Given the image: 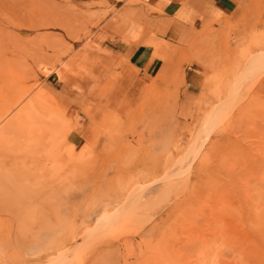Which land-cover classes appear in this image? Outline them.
Returning a JSON list of instances; mask_svg holds the SVG:
<instances>
[{
  "label": "rangeland",
  "instance_id": "1",
  "mask_svg": "<svg viewBox=\"0 0 264 264\" xmlns=\"http://www.w3.org/2000/svg\"><path fill=\"white\" fill-rule=\"evenodd\" d=\"M122 4L0 0V264H264V0L68 112Z\"/></svg>",
  "mask_w": 264,
  "mask_h": 264
},
{
  "label": "crops",
  "instance_id": "2",
  "mask_svg": "<svg viewBox=\"0 0 264 264\" xmlns=\"http://www.w3.org/2000/svg\"><path fill=\"white\" fill-rule=\"evenodd\" d=\"M250 1L132 0L122 4L94 32L100 53L95 54L98 62L92 64L89 77L77 84L84 91L68 88L66 94L61 90L68 112L80 113L87 104L100 105L104 111L103 95L128 84L126 77H156L171 65L170 60L195 49L207 35L211 42L213 34L237 25ZM85 117L98 119L100 114Z\"/></svg>",
  "mask_w": 264,
  "mask_h": 264
},
{
  "label": "bare ground",
  "instance_id": "3",
  "mask_svg": "<svg viewBox=\"0 0 264 264\" xmlns=\"http://www.w3.org/2000/svg\"><path fill=\"white\" fill-rule=\"evenodd\" d=\"M171 189V188H170ZM169 194V193H168ZM18 201V200H17ZM16 204V203H15Z\"/></svg>",
  "mask_w": 264,
  "mask_h": 264
}]
</instances>
